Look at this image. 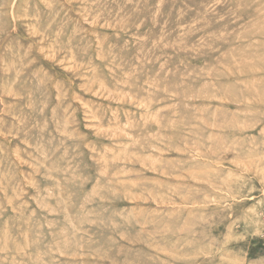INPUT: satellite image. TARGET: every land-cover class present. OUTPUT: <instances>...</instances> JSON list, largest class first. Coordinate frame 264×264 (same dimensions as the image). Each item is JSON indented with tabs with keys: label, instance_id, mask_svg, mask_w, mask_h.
<instances>
[{
	"label": "rangeland",
	"instance_id": "374dc122",
	"mask_svg": "<svg viewBox=\"0 0 264 264\" xmlns=\"http://www.w3.org/2000/svg\"><path fill=\"white\" fill-rule=\"evenodd\" d=\"M0 264H264V0H0Z\"/></svg>",
	"mask_w": 264,
	"mask_h": 264
}]
</instances>
